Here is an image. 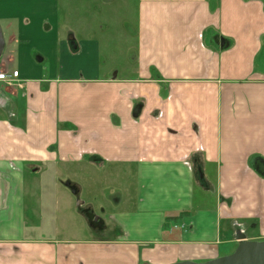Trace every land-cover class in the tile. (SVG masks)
<instances>
[{"label": "crops", "instance_id": "obj_1", "mask_svg": "<svg viewBox=\"0 0 264 264\" xmlns=\"http://www.w3.org/2000/svg\"><path fill=\"white\" fill-rule=\"evenodd\" d=\"M71 1L0 0V68L20 74L0 82V264L206 262L236 250L239 227L263 241L264 0H137L124 70ZM72 166L133 175L118 224L32 236L40 193H82L60 179Z\"/></svg>", "mask_w": 264, "mask_h": 264}, {"label": "rangeland", "instance_id": "obj_2", "mask_svg": "<svg viewBox=\"0 0 264 264\" xmlns=\"http://www.w3.org/2000/svg\"><path fill=\"white\" fill-rule=\"evenodd\" d=\"M69 5L74 13L76 12V15H73L76 17V22L87 19L93 27L94 34L104 41L102 54L104 63L108 67L119 66L121 70L129 69L134 59L136 40L130 36L126 26L130 24L136 28L137 0H116L108 4L104 0H73ZM67 173L73 181L80 184L82 193L80 195L77 193L78 196H75L62 187L60 189L62 192L58 194V202L52 196L40 193L41 205L39 206L34 203L37 197L32 199L28 197L27 201H32L36 208L39 207L44 218L42 230L34 231L32 236L55 237L61 240L90 238L91 227L83 213L84 206L88 203L93 205L94 214L114 229L118 224L117 216L128 206V195L132 196L136 190L133 175L120 173L112 166L103 169L96 166L87 169L72 166L63 168L60 179L67 178ZM117 192L125 195L121 205H114V202L109 200V195ZM64 194L70 197L71 204ZM78 200L84 202L80 211ZM29 201L28 206L33 208ZM57 203L60 208L58 214H56ZM225 249L229 252L231 246H226Z\"/></svg>", "mask_w": 264, "mask_h": 264}, {"label": "water", "instance_id": "obj_3", "mask_svg": "<svg viewBox=\"0 0 264 264\" xmlns=\"http://www.w3.org/2000/svg\"><path fill=\"white\" fill-rule=\"evenodd\" d=\"M221 45L223 46L224 40L217 38ZM5 47V40L0 26V58L3 54ZM143 105H137L134 108V116L138 117L142 111ZM202 178V174H201ZM67 186H71L70 183H67ZM71 190L74 194H77L75 187L71 186ZM115 202V200H114ZM84 205V202L78 200V209H81ZM86 217L88 223L98 222L101 218L92 212H88ZM236 238L239 241V245L236 250L226 256L218 257L206 262H194V261H183L174 264H264V240L263 241H250L247 240L246 235L244 234L241 227L236 229Z\"/></svg>", "mask_w": 264, "mask_h": 264}, {"label": "built area", "instance_id": "obj_4", "mask_svg": "<svg viewBox=\"0 0 264 264\" xmlns=\"http://www.w3.org/2000/svg\"><path fill=\"white\" fill-rule=\"evenodd\" d=\"M19 77H20V74L18 70L8 73L4 69L0 68V82L10 83V82L15 81Z\"/></svg>", "mask_w": 264, "mask_h": 264}, {"label": "flooded vegetation", "instance_id": "obj_5", "mask_svg": "<svg viewBox=\"0 0 264 264\" xmlns=\"http://www.w3.org/2000/svg\"><path fill=\"white\" fill-rule=\"evenodd\" d=\"M86 210H88V212H92V210H90L89 208H87V207H85L84 209H83V213H84V215H85V217H86V214H87V211ZM93 214H94V212H92ZM87 218V217H86ZM87 221H88V219H87ZM90 227L94 230V231H103V229H104V223H103V221L102 220H100V221H98V222H93V223H90Z\"/></svg>", "mask_w": 264, "mask_h": 264}, {"label": "trees", "instance_id": "obj_6", "mask_svg": "<svg viewBox=\"0 0 264 264\" xmlns=\"http://www.w3.org/2000/svg\"><path fill=\"white\" fill-rule=\"evenodd\" d=\"M93 160H97V159L94 158ZM72 185H73V184H72ZM73 186H74V185H73Z\"/></svg>", "mask_w": 264, "mask_h": 264}]
</instances>
